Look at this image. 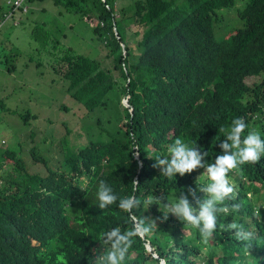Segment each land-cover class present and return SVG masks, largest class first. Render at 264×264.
Masks as SVG:
<instances>
[{"label": "trees", "instance_id": "1", "mask_svg": "<svg viewBox=\"0 0 264 264\" xmlns=\"http://www.w3.org/2000/svg\"><path fill=\"white\" fill-rule=\"evenodd\" d=\"M29 1L24 9L0 0V29L6 22L14 27L27 20ZM35 1L46 13L45 0ZM51 3L54 18L79 14L84 31L104 49L99 59L76 53L61 42L66 38L62 30L34 20L31 35L37 49L87 112L89 123L82 128L88 138L70 144L66 136L71 126L63 121L67 133L60 138L58 166L50 165L35 145L29 148L40 172L26 166L22 150L7 148V140L0 139V168L3 161L11 165L0 171V264H88L89 257L103 251L97 240L102 232L131 227L128 214L116 205L105 210L96 205L100 180L120 198L135 195L141 201L135 214L156 222L148 237L136 239L124 264H159L161 259L167 264H264V247L254 249L264 246V224L253 215L260 208L264 219V156L229 173L237 199L228 203L243 206L217 216L214 238L207 244L190 225L143 203L150 196L168 203L187 194L188 187L208 183L204 169L167 178L153 167L150 157H167L177 137L207 151L208 163L222 154L218 145L225 132L220 129L227 131L236 117L248 125L243 135L254 129L264 139V0ZM231 10L235 20L226 22ZM130 28L135 45L127 41ZM9 57L0 55V64L8 65ZM14 66L7 70L11 73ZM251 76L259 81L248 85ZM125 98L129 106L122 103ZM60 108L69 110L63 104ZM20 118L28 122L37 115L26 111ZM133 180L140 184L135 192ZM197 196L202 199L204 194L197 190ZM192 206L197 207L194 201ZM233 222L253 233L250 255L227 228Z\"/></svg>", "mask_w": 264, "mask_h": 264}, {"label": "rangeland", "instance_id": "2", "mask_svg": "<svg viewBox=\"0 0 264 264\" xmlns=\"http://www.w3.org/2000/svg\"><path fill=\"white\" fill-rule=\"evenodd\" d=\"M28 3L31 4V9L27 13V20L14 27L6 22L0 29V55L9 57L13 52H18L17 56L9 57L8 65H15L11 73L7 70V62L0 64V139L7 140L5 147H18L19 151L22 150L17 152L22 153L26 166L31 171L38 172L42 167L31 160L29 148L35 145L47 157L50 165L56 167L61 158L60 138L67 133L63 121L71 126L66 136L69 137L70 144L80 145L88 138L82 126L89 123V120L85 117L87 112L67 92L66 81L52 73L45 53L37 49L31 35L34 20L41 18L52 30H62L66 38L61 39V42L76 53L99 59L104 49L98 46L93 35L84 31L85 24L79 14L64 13L62 17L57 15L54 18L51 14L55 12V7L51 0L43 2L46 13L41 12L42 5L39 2L31 0ZM231 11L225 14L226 22L235 20V14ZM130 30L127 41L135 45L136 39L131 34L133 29ZM38 61L43 62V65L36 66ZM107 63H110L109 59ZM258 81L259 77L251 76L245 82L252 85ZM62 104L69 110L61 109ZM26 111L36 114L37 118L22 121L20 114ZM5 165L3 161L1 172L11 167Z\"/></svg>", "mask_w": 264, "mask_h": 264}, {"label": "clouds", "instance_id": "3", "mask_svg": "<svg viewBox=\"0 0 264 264\" xmlns=\"http://www.w3.org/2000/svg\"><path fill=\"white\" fill-rule=\"evenodd\" d=\"M247 127L243 117H236L231 121L227 131L224 128L220 129L221 132H225V138L218 145L222 154L215 157L214 163H208L206 160L208 152L201 151L196 142L189 144L177 137L168 146L169 155L167 157L160 155L150 157L155 160L153 167L158 168L160 174L167 178L175 177L176 174L183 177L197 169H204L203 174L206 175L208 183L197 189L188 187L187 194L182 193L179 198L175 197L168 203L157 196L147 197L143 203L148 208L155 204L158 209H165L167 216L171 214L183 224L190 225L198 232L201 241L207 244L214 238L217 216L239 212L243 206L239 202L228 203L237 199L236 186L230 181L229 173L245 164L254 165L264 156V139L261 138V133L253 129L247 135H243ZM132 185L133 192H135L140 184L133 180ZM197 190L204 194L202 199L197 196ZM249 198L251 199V196ZM96 199L98 201L96 205L101 210L116 205L127 213L131 227L127 231L114 227L102 232L97 240L103 251L89 257L88 264H124L136 239L148 237L156 227V222L135 214L141 206V201L135 195L120 198L104 180L98 183ZM193 201L197 207L192 206ZM253 215L257 223L264 224L260 208L254 209ZM227 228L234 231L236 240L244 243L246 254L250 255V249L253 247L251 243L253 233L246 231L242 225L235 222L229 223ZM103 246H107L106 249ZM262 247L264 246H255L254 249L261 250ZM159 264H167V262L161 259Z\"/></svg>", "mask_w": 264, "mask_h": 264}, {"label": "built area", "instance_id": "4", "mask_svg": "<svg viewBox=\"0 0 264 264\" xmlns=\"http://www.w3.org/2000/svg\"><path fill=\"white\" fill-rule=\"evenodd\" d=\"M6 2L11 3L14 5V7H20L23 6L24 9L26 8V6H24V2L25 0H6Z\"/></svg>", "mask_w": 264, "mask_h": 264}, {"label": "water", "instance_id": "5", "mask_svg": "<svg viewBox=\"0 0 264 264\" xmlns=\"http://www.w3.org/2000/svg\"><path fill=\"white\" fill-rule=\"evenodd\" d=\"M122 48H124V44L122 43ZM124 51V50H123ZM122 103L125 105V106H129V103H128V98H125L123 99ZM131 110V109H130Z\"/></svg>", "mask_w": 264, "mask_h": 264}]
</instances>
